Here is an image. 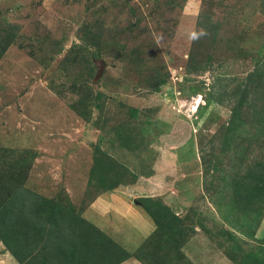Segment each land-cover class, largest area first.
Segmentation results:
<instances>
[{
	"label": "rangeland",
	"instance_id": "obj_1",
	"mask_svg": "<svg viewBox=\"0 0 264 264\" xmlns=\"http://www.w3.org/2000/svg\"><path fill=\"white\" fill-rule=\"evenodd\" d=\"M261 174L264 0H0V225L24 186L81 264L113 254L94 228L121 264H264Z\"/></svg>",
	"mask_w": 264,
	"mask_h": 264
},
{
	"label": "trees",
	"instance_id": "obj_2",
	"mask_svg": "<svg viewBox=\"0 0 264 264\" xmlns=\"http://www.w3.org/2000/svg\"><path fill=\"white\" fill-rule=\"evenodd\" d=\"M95 57H98V54H95ZM237 105L241 106L240 103ZM234 113L238 114L236 111ZM256 179L259 184L252 189V194L249 195L251 198L252 195L255 197L264 191V174L258 175ZM2 211L4 215L0 225V240L21 264H26V259H30L31 264H81L80 259L77 262L74 259L84 244L83 236L86 237V235L78 225L67 221L64 218V211L59 210L52 202L21 186L13 192ZM15 218L28 222L30 232L36 238L30 237L26 232L24 235L26 242L20 244L12 235ZM94 231L98 241L100 238L106 239L107 246L113 252L107 257L106 264H121L128 260L130 256H127L125 251L124 256L119 257L122 252L113 240L103 235L98 228H94ZM90 248L94 253L98 247ZM21 252H26V255H21Z\"/></svg>",
	"mask_w": 264,
	"mask_h": 264
},
{
	"label": "crops",
	"instance_id": "obj_3",
	"mask_svg": "<svg viewBox=\"0 0 264 264\" xmlns=\"http://www.w3.org/2000/svg\"><path fill=\"white\" fill-rule=\"evenodd\" d=\"M141 214V213H140ZM150 217L149 216H146V215H140V220H141V223H140V225H139V228H138V231L139 232H141L140 230L141 229H145V230H147V232H149V235L150 234H152V233H154L155 232V230H156V228H155V226L153 227V226H151V224H150V222H149V220L151 219H149ZM153 222V221H152ZM141 227V228H140ZM153 228H154V230H153ZM141 234L142 235H140V234H137V233H135L134 235V241H136L137 243H138V241H139V239H141V240H144L147 236H144V234H143V232H141ZM148 235V236H149ZM0 246H2L3 248L2 249H4V251H5V256L7 257V261H9L8 263H10V264H21L17 259H15L14 257H13V255L11 254V252L10 251H8V249H7V251H6V249L4 248V245H3V243L2 242H0ZM10 255V256H9ZM21 255H26V252H21ZM10 260L11 261H13V262H10ZM6 262V261H5ZM131 262V261H130ZM25 263L26 264H31L30 263V259H26L25 260Z\"/></svg>",
	"mask_w": 264,
	"mask_h": 264
},
{
	"label": "water",
	"instance_id": "obj_4",
	"mask_svg": "<svg viewBox=\"0 0 264 264\" xmlns=\"http://www.w3.org/2000/svg\"><path fill=\"white\" fill-rule=\"evenodd\" d=\"M96 65H97V68L99 69V72H101L105 66L103 60L99 59V60H96ZM100 75V73H99Z\"/></svg>",
	"mask_w": 264,
	"mask_h": 264
},
{
	"label": "bare ground",
	"instance_id": "obj_5",
	"mask_svg": "<svg viewBox=\"0 0 264 264\" xmlns=\"http://www.w3.org/2000/svg\"><path fill=\"white\" fill-rule=\"evenodd\" d=\"M198 107V106H197Z\"/></svg>",
	"mask_w": 264,
	"mask_h": 264
}]
</instances>
